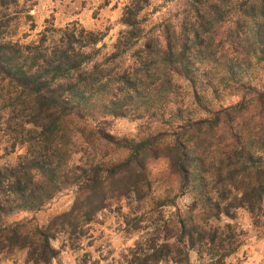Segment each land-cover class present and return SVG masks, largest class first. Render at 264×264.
<instances>
[{"label":"trees","instance_id":"obj_1","mask_svg":"<svg viewBox=\"0 0 264 264\" xmlns=\"http://www.w3.org/2000/svg\"><path fill=\"white\" fill-rule=\"evenodd\" d=\"M159 1L128 0L104 52L108 29L78 23L21 43L29 9L0 0V140L5 154L23 150L0 166V253L52 264L57 236L79 246L122 200L123 230L144 235L107 264H193L191 252L225 264L244 244L240 209L264 231V0ZM161 6L172 9L151 22ZM117 118L145 134L114 137ZM156 183L169 188L156 196ZM67 191L72 203L45 224L9 221Z\"/></svg>","mask_w":264,"mask_h":264},{"label":"rangeland","instance_id":"obj_2","mask_svg":"<svg viewBox=\"0 0 264 264\" xmlns=\"http://www.w3.org/2000/svg\"><path fill=\"white\" fill-rule=\"evenodd\" d=\"M19 2L29 9V15L33 18L34 29L29 31V25L23 21L14 39H19L21 43H29L37 39L38 33L45 27L52 26L59 29L72 23H78L88 30L108 29L104 39L106 48L104 52L110 50V45L121 29L119 19L123 6L128 0H19ZM105 2L108 3L105 6ZM161 5V1L154 0L152 8ZM172 6H161L157 12L150 17V21L155 23L163 17ZM28 34L22 38V34ZM238 101L237 97L223 99L220 103L213 101V108L218 104L223 106L232 105ZM142 121L128 118L113 119L108 127V132L117 138H132L143 132L145 127ZM4 144L0 140V166L12 165L17 156L23 150H16L14 153L5 154ZM153 172H158L165 168L163 161L151 165ZM166 184H154L155 195L160 196L168 190ZM73 201V194L70 191L57 196L45 209L34 215L29 213L17 214L9 221H18L35 217L39 224H45L52 216L59 214L70 206ZM188 203L186 197L179 198L177 205L183 208ZM122 209L118 210V206ZM173 211L172 208L168 209ZM128 214L127 203L122 200L120 203H112V206L101 212L94 222L86 227L84 237L79 246L70 247L64 236H57L51 243L59 250V255L52 264H107L111 258H118L127 248L132 247L144 233L127 234L124 228L123 216ZM244 233V244L236 254L229 257L225 264H264V231L257 230L253 225L248 213L242 209L236 213L235 220L232 221ZM25 255L21 251L11 253H0V264H24ZM190 259L193 264H198L197 257L191 252ZM84 262H83V261Z\"/></svg>","mask_w":264,"mask_h":264}]
</instances>
